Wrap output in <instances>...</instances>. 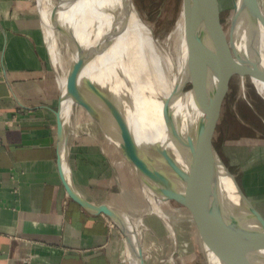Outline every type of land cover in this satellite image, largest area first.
I'll list each match as a JSON object with an SVG mask.
<instances>
[{"label": "crops", "instance_id": "0c3cea01", "mask_svg": "<svg viewBox=\"0 0 264 264\" xmlns=\"http://www.w3.org/2000/svg\"><path fill=\"white\" fill-rule=\"evenodd\" d=\"M33 1L0 0V264H127L112 221L84 211L65 188L53 113L59 88ZM69 129L75 189L121 210L113 195L128 203L122 170L100 143Z\"/></svg>", "mask_w": 264, "mask_h": 264}, {"label": "bare ground", "instance_id": "6f19581e", "mask_svg": "<svg viewBox=\"0 0 264 264\" xmlns=\"http://www.w3.org/2000/svg\"><path fill=\"white\" fill-rule=\"evenodd\" d=\"M65 2V0L58 2L56 0H38L37 3L43 22V37L58 84L59 95L62 94L64 97L69 90L67 78L72 65L77 61L78 55L74 54L70 60H66L65 56L62 57L57 48V36L64 37L70 43L73 40L79 48L82 46L86 51L98 45L102 46L104 41L110 38V46L92 57L93 59L86 65L81 74L80 80L88 78L110 93L122 110L123 120H126L128 124L126 132L129 133L139 149L147 153L153 152L158 157V167L163 173L169 174L170 171L166 170V164L167 161L172 160L185 172L193 169L197 171V166L194 163L195 158L187 146L185 138L193 135L198 121L185 100V94L176 97L179 86L174 71L179 65L189 62L190 58L185 57V51L202 41L204 35L208 33L206 29L212 14V0L190 2L192 5L191 8L189 4L190 9L186 5L188 0L183 1L180 16L169 37L174 39L181 29L184 38L181 36L172 45L168 41L164 44L156 39L150 27L143 24L140 18L136 16L132 0H73V7H70L72 10L64 9ZM233 2L234 12L239 13L240 20L237 25H234V21H232L229 32H221L220 40L226 55L230 56L229 59L233 62L241 63L245 61L244 56L247 54L248 61H251V52L248 47V39H251L260 54L264 67V0H233ZM77 4L81 5L86 16L85 20L73 16ZM191 14H193V18ZM187 20H190V25L185 32L183 27ZM205 43H208V47L215 50L213 42ZM251 72L254 75L252 83H255L258 93L264 98V93L261 91L264 72L256 69H252ZM194 75L197 76V74ZM240 80L242 88L245 89L243 77ZM70 88L73 89L74 84ZM169 99H173L170 110L175 124L180 130V137L171 133L163 117L164 101ZM73 101L71 98H65L61 104L66 128L76 106ZM88 116L92 119L89 114ZM116 120L113 119L112 123L111 120L107 119L106 124L114 132L119 131L118 126L121 123L120 121L118 123L120 119ZM111 139L114 142L113 137ZM160 152L165 154V158L160 155ZM169 175L172 176L173 173ZM66 178L71 184L72 175H69L68 171H66ZM138 181L140 183V180ZM142 184L150 203V213L158 215L167 225L165 227L177 245L178 238L175 229L167 222L168 217L159 202L160 198H165L163 196H165L166 190L159 186L147 185L145 182ZM220 184L224 199L239 206V196L232 180L222 175ZM117 211L121 217L123 216L122 219L132 238L134 247L136 250L139 247L142 248L143 252V233L140 229V223L136 217L130 218L124 215L121 210ZM197 234L202 240L207 260L212 257L211 264H222L211 245L201 237L198 229ZM124 245L123 261L127 264H140L136 254L129 251L125 238ZM258 254L263 259L255 261V264H264V249ZM174 258L165 261V264H176Z\"/></svg>", "mask_w": 264, "mask_h": 264}, {"label": "water", "instance_id": "95a60500", "mask_svg": "<svg viewBox=\"0 0 264 264\" xmlns=\"http://www.w3.org/2000/svg\"><path fill=\"white\" fill-rule=\"evenodd\" d=\"M36 1L38 3V0ZM213 19V23L209 25L210 34L208 38L213 42L215 50L205 45L200 61V77L197 83L196 81L193 82L192 89L203 116L199 119L193 135L185 138L187 146L195 158L194 163L197 166V171L193 169L185 172L172 160L167 161L166 170L170 171L169 174L173 173L174 177L163 173L158 167V157L153 152L147 153L139 149L129 133L126 132L128 124L126 120H123L122 110L110 93L88 78L80 80L81 74L86 65L93 59L92 57L110 46V38H107L102 46L98 45L88 51L81 46L77 61L72 65L67 78L69 90L64 97L61 94L58 108L53 111L57 122L59 166L70 199L87 213L110 219L120 230L130 249L128 250L136 254L140 264H145L142 248L139 247L136 250L134 247L132 238L122 219L123 216L121 217V214L114 207L95 205L89 202L75 189L73 181L71 184L67 181L66 171L69 172V175H72V172L69 166V138L62 117L61 104L63 99L71 98L76 105L84 108L113 137L121 155L130 164L142 186V182L150 186H159L166 190L163 197L179 201L191 213L201 237L211 245L222 264H255V261L263 259L258 253L264 249V217L256 209L216 149L209 132L208 122L216 117L219 98L225 88L228 75L248 74L247 71L252 69L264 72V67L260 54L251 39H248V47L253 54V59L241 63L230 60L219 36L218 10H215ZM233 19L234 25H237L240 20L237 11L234 12ZM41 23H43L42 18ZM222 67L224 70H221ZM217 77L221 78V81L214 88V80ZM72 84H74L73 89L70 88ZM186 85L182 84L181 87L177 88L176 97L186 92L184 90ZM173 99L164 101L163 117L171 133L179 136L180 130L175 124L170 110ZM212 101H214L216 112L210 118L206 113ZM107 119L111 120L112 123L113 119H120L118 120V123L121 122L118 126V132H114L112 128L106 126ZM160 155L165 158L164 153L160 152ZM222 175L234 183L239 196V206L224 199L220 184ZM152 188L155 189L153 186Z\"/></svg>", "mask_w": 264, "mask_h": 264}, {"label": "rangeland", "instance_id": "374dc122", "mask_svg": "<svg viewBox=\"0 0 264 264\" xmlns=\"http://www.w3.org/2000/svg\"><path fill=\"white\" fill-rule=\"evenodd\" d=\"M56 1L58 2L59 0ZM65 1L64 9L72 10L70 7H73V0ZM183 1L132 0L136 16L140 18L143 24L150 27L158 41L164 44L168 41L170 45L178 38H181V36L184 38L181 29L174 39L169 37L180 16ZM194 1L196 0H188L186 4L188 5V9L190 7L192 8L190 2L194 3ZM36 7L38 8L37 1L34 0L33 8L35 11L33 12V19L35 20L36 18L38 19ZM199 7L201 8L202 6ZM75 8L73 16L85 20L86 16L82 11L81 5L77 4ZM215 10H218L219 13V36L221 32H229L234 18L233 0H212V14L206 29L208 33L204 35L202 41L198 42L193 48L190 47L185 51V57L190 58L189 62L179 65L174 71L178 86L181 87L182 84H187L184 88L186 92L183 94H185V100L197 121H199L203 114L200 111L194 93H192L193 82L196 81L197 83L200 77L198 75L201 70L200 61L204 47L208 45L205 42H209L208 40H210L208 38L210 34L209 25L213 23ZM191 17L193 18V14H191ZM190 20H187L183 27L185 32L190 25ZM58 36L56 38L57 48L62 57L65 56L64 58L66 60H70L71 56L74 54L77 56L79 54L80 48L77 43L73 40L70 43L64 37ZM45 51H48L47 46ZM44 57L46 58V54ZM227 57L230 58V56ZM247 57L246 54L244 56L245 61L249 60ZM251 58L253 59V56L250 53ZM47 61L49 63V69L51 70L50 56H48ZM221 70H224L223 67ZM193 73L197 74V76ZM247 73L249 75L246 73L244 75L237 73L227 76L225 88L219 98L216 117L208 122V128L214 145L222 159L236 176L241 187L256 209L264 217V98L258 93L255 83H252L254 75L251 70L247 71ZM241 77L244 79L245 89L242 88ZM219 81H221L219 77L214 80V88L218 86ZM262 86L261 91L264 93V80L262 81ZM59 98L57 97L58 100ZM215 112V104L212 101L206 115L211 118ZM73 114L68 122L70 124V129L68 130L70 134L74 132L73 135L76 134V137L80 134L79 136L84 140H89L90 142L91 139L96 144L100 143L105 153L110 156L116 163L118 169L123 172V182L129 192L128 203L122 204L115 192L113 200L121 208L124 215L130 218L136 217L140 223V229L143 233L142 243L145 264H165V261L172 257H175L176 264H208V262L211 264L212 257H209L207 260L202 240L197 234V227L192 219L191 213L177 200L159 199L160 205L168 217L167 222L175 229L178 238L176 245L174 239L169 235L167 227H165L167 225L163 223L158 215L150 213V203L143 186L139 183L130 164L121 155L118 147L116 148L110 135L93 118L91 119L82 107L76 105ZM112 226L113 230H116L120 234V239L123 242L124 237L120 230L114 224Z\"/></svg>", "mask_w": 264, "mask_h": 264}, {"label": "built area", "instance_id": "2783aa9c", "mask_svg": "<svg viewBox=\"0 0 264 264\" xmlns=\"http://www.w3.org/2000/svg\"><path fill=\"white\" fill-rule=\"evenodd\" d=\"M113 227V226H112Z\"/></svg>", "mask_w": 264, "mask_h": 264}]
</instances>
